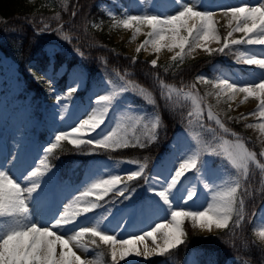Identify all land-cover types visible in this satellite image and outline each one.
<instances>
[{
	"label": "rangeland",
	"instance_id": "1",
	"mask_svg": "<svg viewBox=\"0 0 264 264\" xmlns=\"http://www.w3.org/2000/svg\"><path fill=\"white\" fill-rule=\"evenodd\" d=\"M23 1L24 6L30 9V13H34L37 16L36 20L39 19V27L43 28L44 24L51 25L52 22H56L61 18V20H64L66 17H63L68 9V5L71 1L75 3L76 0ZM95 2L103 11L105 18L103 17L92 23V26L106 33L113 44L117 45V50H122L123 53L132 58L147 61L150 65L151 61L155 59L157 60V65L164 70L165 68L167 70H175L184 62L214 53L209 54L200 47L195 48L193 51H189L186 48L185 52L187 54L183 62L179 60L174 62L172 57L179 49H174L170 52L164 47L157 53L150 44L141 48V45L148 39V34L151 32L149 26L139 25L140 31L135 32V27L125 29L122 25L116 23L118 20L126 19L127 16L125 14H161V18L165 14H174L173 0H96ZM258 3L259 0H201L203 6L201 10L213 11L216 14L214 16V20L216 21L215 27L220 37V43L210 41L208 42V47L219 49L223 45L224 39L228 37V32L231 31L228 21L224 20L221 5L239 6L241 4H248L250 6H258ZM44 7L51 11L49 16L43 17L38 13V9ZM234 26L235 21L232 22V27ZM4 29L5 27L1 25L0 41L6 43L7 47L11 51H14L13 40L9 39L10 34ZM44 32L46 33L47 30L41 33ZM134 32L135 37H133ZM243 37L244 33L233 32L232 36L228 37V39H241ZM137 48H140L139 52H137ZM58 49L57 45L52 42H47L43 46V51L50 59H52ZM245 50L248 53H255L258 57L264 58L262 56L264 46L234 45L231 50L225 49L223 52V59L226 61L225 65L217 62L210 67L209 72H201L197 76L203 75L206 80L213 83L221 77H227L230 80L240 82L258 77L260 70L256 69L255 66L238 62L240 54L245 52ZM84 64H86V61L80 59L79 64L67 72V82L64 89L59 88L55 81L63 75L65 66L61 65L55 72L49 66L40 78L49 79L51 83L47 94L48 98L45 96L42 98L41 95L37 96L26 89L27 83L23 82L24 78L19 72L15 58L5 55L0 49V151L5 154L0 159V167L8 169L12 177L13 173H18L19 171H22L26 175V169L34 170V168H31L34 164L35 167H41L39 161L44 158L42 150L51 141L54 142V134L60 131L71 132L73 127L78 126L81 120L86 119L95 108L99 107L96 100L101 95L116 93L109 107L105 124L98 130V133L91 134L92 139H96L98 134H107L110 130L116 129L117 124H120L121 128L117 129V131L120 134H124V130H127L131 141L130 125L132 123L141 116L150 118L154 114H160L153 93L134 80L128 79L129 77L125 73H120L105 66L94 67L95 69L92 71L91 69H86ZM197 76L190 84L167 82H163V85L160 84V91L164 93V95L161 93L163 100L167 101L171 111L177 110V108L180 110V119H178L177 132L173 138L167 143L161 144L159 151L155 153L153 158L141 155L140 153L133 156H108L101 158V156H97L99 153L98 148L84 144L82 145L85 146L82 150V155L86 157L87 161L83 163L84 166L81 170L82 177L78 183H74L73 179L71 181L60 180V177L58 178L57 165L50 162L48 158L47 163L51 167V172L43 177H39V180L43 182L41 186L44 189V193L36 197L31 204L32 219L40 224L46 223L51 220L54 214L62 210L64 205L68 204L75 196L80 195L83 191L81 190L82 186L86 185L89 187L93 182L101 178L108 179L109 174L120 175L122 182L128 184V191L124 193V196L118 195L117 189L108 193L102 201H99L102 207H98L88 214L89 220L94 221L98 219L110 208L111 214L101 225L103 228L109 230L108 234H112V231L115 230L118 239H130L132 235H143L144 232L151 231L156 223L168 222L160 219L158 215L152 216L155 210L163 212L164 209L158 198L148 190L150 185L145 182V178L170 175L168 171L173 167H178L179 163L182 162L178 159L179 156L184 155L185 152L190 155L193 151L201 152L200 160L202 164L200 165V173H187L188 178L178 186L177 190H174L172 199L175 201L176 206H179L182 197L186 194L187 188L194 189L196 191L194 203L189 202L187 208L204 210L207 207V203L211 202L215 191L222 190L228 182L234 181L239 177V172L222 155L209 154L210 146L217 148V151H222L218 145L222 144L223 140L234 141L235 137L231 135V132L237 133L242 138L248 150L257 152L261 161L256 157L255 161L249 162L248 168L250 163H253V168L256 169L258 167L260 170L259 165L264 164V157L260 156V152L264 151V132L260 130L259 123L264 121H261L258 115H248L257 108L259 99L256 96H249L245 99L244 93H237L233 99H229L227 95L223 94L218 97V90L213 87V84L197 81ZM129 81L137 87H129L127 91L121 92V87L126 86V82ZM193 84L195 88L191 87ZM164 85L168 87H164ZM71 87H76L77 91L69 95ZM140 88L145 89V93L142 94L139 91ZM169 88L180 89L182 91L179 95H177L176 91H172L171 98L169 99L166 98ZM188 93L202 98V107L204 108L202 123L204 127L200 126L195 116L192 117L193 122L191 124L188 123L189 118L187 113L193 110L192 98L187 95ZM58 97H60L59 101ZM149 99L155 103H149ZM65 105L67 107H64ZM208 106H211L212 111L231 130L229 133H224L215 125L214 121L207 119ZM243 116H247L248 118L235 119ZM128 117L132 119L129 120ZM147 122L148 120L145 119L136 125L137 135L144 130L143 124ZM250 124L254 126L247 127ZM209 128L216 129L215 138L208 131ZM163 130L164 125L161 119L154 140L141 136L142 143L144 144L142 148H145L152 142H157L159 134ZM41 131L44 133L42 138L39 136ZM64 142H69V140L61 141L58 147ZM251 144L256 145L257 149L252 147ZM13 156H18L19 159L11 165L7 161H11ZM129 161H137L139 164L146 165L143 175L130 182L127 181V175L136 170L138 165L136 163H129ZM76 163H79V161H76ZM200 175L204 179L197 180L196 177ZM18 182L21 183L22 187H25L22 181ZM206 183L208 187H205ZM120 187H123V183L117 186V188ZM132 189H135V192ZM125 196L130 198L125 199ZM38 198L39 200H37ZM235 219L236 216L233 215V221ZM168 220L170 221V215ZM117 223L121 225L119 229L116 228ZM183 229L186 234L190 230L197 236H212L220 230L215 227L211 231L193 228L191 221L188 220L185 221ZM262 230H264V204L260 206L252 227L253 234L264 252V238H261L259 235ZM84 239L87 241L89 238L85 237ZM157 241L162 243L160 235H157ZM144 243L150 248L155 247L152 244L151 238L145 240ZM144 243L136 245V248L141 253H143ZM97 244L99 245L98 247L89 244L88 252H83L81 249H74V251L84 260H94L95 264H105L101 259L102 254L100 251L107 250L111 258V245L100 242L98 238ZM117 247L119 250V246ZM57 251H59V248H57ZM155 255L153 254L152 256ZM150 257L145 258L143 255L136 256L133 254L126 257L125 260H121L120 264H141V261ZM211 263L213 264L210 252L200 250V248H193L188 253L184 264ZM160 264H168V262L165 261Z\"/></svg>",
	"mask_w": 264,
	"mask_h": 264
},
{
	"label": "snow or ice",
	"instance_id": "2",
	"mask_svg": "<svg viewBox=\"0 0 264 264\" xmlns=\"http://www.w3.org/2000/svg\"><path fill=\"white\" fill-rule=\"evenodd\" d=\"M172 6L175 8L174 14H165L163 18H161V14H125L127 18L118 20L116 23L122 25L125 29L135 27V32L140 31L139 25L149 26L151 32L141 48L150 44L157 53L164 47L170 52L179 49L172 57L174 62L177 60L183 62L187 54L185 52L186 48L193 51L195 48L200 47L211 54L215 51L223 53L225 49L231 50L234 45L264 46V0H259L258 6L248 4L220 6L223 9V15L230 17L228 25L231 31L228 32V37H231L233 32L244 33V37L241 39H228L226 37L219 49L208 47L210 41L220 43V37L215 27L214 16L216 14L213 11L201 10L203 7L201 0H173ZM72 15L75 16L76 12L73 11ZM233 21H235L234 27H232ZM49 28L48 24H44L43 30H49ZM56 30L61 31V28ZM135 32L133 37H135ZM63 38L68 39L67 36ZM139 51L140 48H137V52ZM80 54L83 55L82 52ZM262 56H264V53H262ZM238 62L255 66L256 69L260 70V75L243 82L221 77L213 83L206 80L203 75L197 76L196 79L204 83H212L213 87L218 90V97L223 94L227 95L229 99H233L237 93H244L245 99L249 96H256L259 99V104L248 115H258L260 120L264 121V58L245 50L240 54ZM151 66L153 68L157 67V60H152ZM165 71H167V68H165ZM161 84L163 85L162 81ZM129 87L136 88L137 86L129 81L126 82V86L121 87L120 91H127ZM164 87L168 86L164 85ZM191 87L195 88V85L193 84ZM76 91V87H71L69 95ZM139 91L142 94L145 93L143 88H140ZM172 91H176L179 95L182 90L169 88L166 98H171ZM115 95L116 93L113 92L112 95L99 96L96 100L99 107L95 108L86 119L81 120L78 126L73 127L71 132L60 131L54 134V142L51 141L42 150L44 158L39 161L41 167H35L34 164L31 166L34 170L26 169V175L23 176V179L24 181H31L30 186L22 187L21 183L9 174L8 169L0 167V264H95L94 260L82 259L74 249L88 252L89 244L99 246L97 238L100 242L111 245L112 264H120L121 260H125L126 257L133 254L136 256L143 255L145 258L153 254L163 256L168 254L170 250L178 248V246L185 243L186 232L183 225L186 220L191 221L193 228L208 231H211L213 227L216 229H229L230 222H232L233 230L241 227L244 219V197L249 195L247 186V181L250 179L248 164L250 161L256 160V153L248 150L242 138L235 132H231V135L235 137L234 141L223 140L222 144L218 145L222 151H217V148L210 146L209 154L222 155L239 172V177L228 182L222 190L215 191L211 202L207 203L204 210L187 208L189 202L194 203V197H196L194 189L187 188L179 206H176L175 201L172 199L174 190H177L178 186L188 178L187 173H200L201 152L193 151L190 155L185 152L184 155L179 156L178 159L182 162L179 163L178 167H173L168 171L170 175L145 178V182L150 185L148 190L158 198L164 209L163 212L155 210L152 216L158 215L160 219L168 222L156 223L151 231H146L143 235H132L130 239H118L115 230L112 231V234H108L109 230L101 225L111 214L110 208L98 219L89 220L88 214L96 208L102 207L99 201H102L108 193L117 189V194L124 196V193L128 191V184L122 182L120 175L109 174L108 179L101 178L93 182L80 195L75 196L68 204L64 205L62 210L54 214L50 221L40 224L32 219L31 204L36 197L44 193L41 186L43 182L38 178L51 172V167L47 163L48 156L58 148L61 141L69 140L77 149L84 144H88L96 148L116 150L129 146L143 147L141 136H146L149 140L156 138L157 129L161 123L158 114H154L150 118L141 116L132 123L130 125L131 141L127 130H124V134L117 131L121 128L120 124H117V128L110 130L107 134H98L96 139L91 138V134L98 133V130L105 124L109 107ZM187 95L191 96L193 103V110L187 113L188 123L191 124L193 122L192 117L195 116L200 126L204 127L202 123L204 113L202 98L192 95V93ZM57 99L59 101L60 97ZM149 103L155 102L149 99ZM241 118L247 119L248 117L243 116L235 119ZM128 119L131 120L132 118L128 117ZM145 119L148 122L143 124L144 130L137 135L136 125ZM207 119L214 121L215 125L224 133L231 131L225 126L220 117L212 111L211 106L207 108ZM253 126L251 124L247 125V127ZM259 127L264 132V122L259 123ZM208 131L215 138L216 129L209 128ZM260 156L264 157V151L260 152ZM18 159V156H13L12 160L7 161V163L13 165ZM129 163L138 165L136 170L127 175V181L130 182L143 175L146 165L139 164L137 161H129ZM259 168L261 173L264 174V164H260ZM196 179L204 178L200 175ZM122 183L123 187L117 188ZM205 187H208L207 183ZM132 191L135 192V189H132ZM128 198L130 197L125 196V199ZM169 215L170 221L168 220ZM233 215L236 216L235 221H233ZM120 227V223H117L116 228L119 229ZM157 235H160L162 243L157 241ZM259 235L264 238V230ZM85 237L89 239L86 241ZM148 238H151L155 247L150 248L144 243ZM140 243H144L143 253L136 248V245ZM117 246H119V250ZM57 248H59V251H57Z\"/></svg>",
	"mask_w": 264,
	"mask_h": 264
},
{
	"label": "trees",
	"instance_id": "3",
	"mask_svg": "<svg viewBox=\"0 0 264 264\" xmlns=\"http://www.w3.org/2000/svg\"><path fill=\"white\" fill-rule=\"evenodd\" d=\"M95 1L77 0L76 4L71 1L63 17L66 18L52 22L49 25V30L46 33H41L44 30L39 27V19L36 20L37 16L30 13V9L24 6L23 0H0V26L3 25L4 30L10 34L9 39L13 40L15 50L11 51L2 41H0V48L6 54H13L17 58L20 71L24 75L25 83H27V90L34 92L37 96L48 93V81L40 79V75L49 65V59L42 50L43 45L47 42L56 43L60 47L54 56V69H57L64 62L67 69H70L78 62L79 57H82L85 59L89 70L93 71L94 67L104 65L120 73H125L129 77L128 79L134 80L150 90L156 99L157 108L164 125L163 132L159 134V140L152 142L145 148L134 146L118 150L98 148L97 156H101V158L133 156L140 153L153 158L155 153L159 151V146L172 138L176 132L178 119H180V110L177 108V110L171 111L167 101L163 100L160 91L161 81L174 84L191 83L200 72H208L212 65L217 62L221 63L222 54L215 51L212 55L187 61L175 70L165 71L158 65L153 68L147 61L132 58L123 53L122 50H117V45L113 44L107 34L90 26L91 22L103 17ZM38 10V13L43 17L51 14V11L46 7ZM73 11L76 12L75 16L72 15ZM60 21L65 22L58 25ZM58 28H61V31H57ZM64 36H67L68 39H64ZM81 52L83 55L80 54ZM133 61L135 62L133 63ZM57 83L63 89L65 77L60 78ZM247 143L249 142L247 141ZM251 146L257 149L256 145L251 144ZM83 148L85 146L77 149L68 142H64L50 154V161L60 168L61 179L79 181L83 163L87 161L86 157L82 155ZM255 153L261 161L257 152ZM251 164L249 166L250 179L247 181L249 195L244 197V219L240 228L233 230V226L230 224L229 229H222L212 236H197L188 230L184 244L170 250L168 254L163 256L158 255L143 260L141 264H157L163 260L182 264L186 254L195 247L211 252L214 264H223L229 258L248 260L253 264H263L264 252L261 245L253 237L251 225L256 211L264 202V174L258 167L253 168V163ZM100 252L105 264H111L112 260L107 250Z\"/></svg>",
	"mask_w": 264,
	"mask_h": 264
},
{
	"label": "bare ground",
	"instance_id": "4",
	"mask_svg": "<svg viewBox=\"0 0 264 264\" xmlns=\"http://www.w3.org/2000/svg\"><path fill=\"white\" fill-rule=\"evenodd\" d=\"M229 19H230V17L224 16V20L225 21H229ZM2 155H5V154L0 151V159L2 158ZM23 176H24V173L22 171H19L18 173H13L14 179H16L18 181H22V183L24 184L25 187L30 186L31 181H24ZM86 188H87V186L84 185V186L81 187V190H85ZM37 200H39V198Z\"/></svg>",
	"mask_w": 264,
	"mask_h": 264
}]
</instances>
